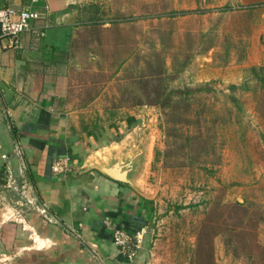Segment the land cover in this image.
Masks as SVG:
<instances>
[{
	"label": "rangeland",
	"instance_id": "obj_1",
	"mask_svg": "<svg viewBox=\"0 0 264 264\" xmlns=\"http://www.w3.org/2000/svg\"><path fill=\"white\" fill-rule=\"evenodd\" d=\"M242 2L97 0L67 52V100L88 126L146 119L139 185L165 263L264 261V53L248 26L264 3Z\"/></svg>",
	"mask_w": 264,
	"mask_h": 264
},
{
	"label": "crops",
	"instance_id": "obj_2",
	"mask_svg": "<svg viewBox=\"0 0 264 264\" xmlns=\"http://www.w3.org/2000/svg\"><path fill=\"white\" fill-rule=\"evenodd\" d=\"M245 1L239 9L264 3ZM96 2L0 0V7L40 13L21 48L0 46V257L5 264H169L152 245L150 196L91 167L94 159L120 154L137 139L134 125L146 124L144 115L88 126L89 110L72 109L67 100V52ZM248 26L249 53H264V18L249 17ZM129 117L135 119L130 128ZM57 160H68L65 172L53 171ZM117 228L144 232L132 258L114 243Z\"/></svg>",
	"mask_w": 264,
	"mask_h": 264
},
{
	"label": "built area",
	"instance_id": "obj_3",
	"mask_svg": "<svg viewBox=\"0 0 264 264\" xmlns=\"http://www.w3.org/2000/svg\"><path fill=\"white\" fill-rule=\"evenodd\" d=\"M244 6H239V8ZM40 13L36 9H16L7 5L0 7V46L4 49H19L22 46L24 36L32 30V21L39 19ZM22 151L18 149L17 153ZM7 155H3L6 158ZM68 160H57L53 163V171L63 173L68 169ZM38 210L48 219H52L45 206H39ZM144 232L132 234L126 229L117 228L113 233V241L121 249V252L132 258L136 250L143 242ZM7 259L0 257V264H5Z\"/></svg>",
	"mask_w": 264,
	"mask_h": 264
},
{
	"label": "water",
	"instance_id": "obj_4",
	"mask_svg": "<svg viewBox=\"0 0 264 264\" xmlns=\"http://www.w3.org/2000/svg\"><path fill=\"white\" fill-rule=\"evenodd\" d=\"M147 149L148 146L144 140L135 139L120 154L111 152L94 159L91 167L97 168L116 181L140 190L142 188L136 181L145 167Z\"/></svg>",
	"mask_w": 264,
	"mask_h": 264
},
{
	"label": "trees",
	"instance_id": "obj_5",
	"mask_svg": "<svg viewBox=\"0 0 264 264\" xmlns=\"http://www.w3.org/2000/svg\"><path fill=\"white\" fill-rule=\"evenodd\" d=\"M133 119H134V117H129L128 119H127V121H128V123H129V127L128 128H130V124L133 122Z\"/></svg>",
	"mask_w": 264,
	"mask_h": 264
}]
</instances>
